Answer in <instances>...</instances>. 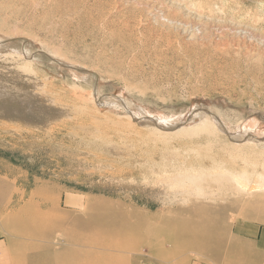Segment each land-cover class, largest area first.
Returning <instances> with one entry per match:
<instances>
[{
    "label": "rangeland",
    "instance_id": "rangeland-1",
    "mask_svg": "<svg viewBox=\"0 0 264 264\" xmlns=\"http://www.w3.org/2000/svg\"><path fill=\"white\" fill-rule=\"evenodd\" d=\"M0 44V264H264V191L214 182L264 183V0H0Z\"/></svg>",
    "mask_w": 264,
    "mask_h": 264
},
{
    "label": "bare ground",
    "instance_id": "bare-ground-1",
    "mask_svg": "<svg viewBox=\"0 0 264 264\" xmlns=\"http://www.w3.org/2000/svg\"><path fill=\"white\" fill-rule=\"evenodd\" d=\"M243 1V0H242ZM141 7V6H140ZM171 16V15H170ZM162 19V18H161ZM258 19V18H257ZM167 21V20H166ZM128 28V27H127ZM129 29V28H128ZM10 40V39H9ZM14 40H17V39H15L14 38ZM6 41V40H5ZM12 42V41H11ZM3 43H5V42H3ZM7 44V43H6ZM9 44V43H8ZM1 45V44H0ZM4 45V44H3ZM2 45V46H3ZM19 45V44H18ZM8 47V46H7ZM16 47V46H15ZM23 47V46H22ZM35 48H37V47H35ZM24 50V49H23ZM23 50H22V52H23ZM35 52V51H34ZM41 53H42V51H41ZM45 56V55H44ZM51 57V56H50ZM55 57V56H54ZM56 62V61H55ZM62 63H66V64H68L69 65V63H67L66 61L64 62V61H61ZM59 64V63H58ZM63 67V66H62ZM78 67V66H77ZM77 67H74V69L75 68H77ZM81 68V67H80ZM83 68V67H82ZM74 69H72L73 71H75ZM77 70H81V69H77ZM85 70V69H84ZM77 72V74H78V71H76ZM82 72H83V70H82ZM81 72V75L83 74ZM88 74H87V73ZM85 74H87L88 76H90L89 74H92V75H94L95 73L94 72H91V71H89V70H86L85 72H84ZM74 75H76V74H74ZM84 75V74H83ZM82 75V76H83ZM83 77H86V75L85 76H83ZM15 79V78H14ZM87 80V79H86ZM95 81V80H94ZM91 83H93V81L91 82ZM95 83V82H94ZM47 86V85H46ZM47 88V87H46ZM1 89V88H0ZM45 90V89H44ZM56 90V89H55ZM4 91V93H3V95L5 96V95H7L6 93H5V90H3ZM63 91V90H62ZM24 92V91H23ZM44 92H46V91H44ZM50 92V91H49ZM62 93V92H61ZM78 93V92H77ZM84 93V92H83ZM24 93H22V95H23ZM74 94H76V93H74ZM73 94V96H75ZM81 94V93H80ZM9 95L10 94H8V96H6L5 98H9ZM48 95V94H47ZM46 95V96H47ZM50 95V94H49ZM48 95V96H49ZM72 95V94H71ZM83 95V94H82ZM47 96V97H48ZM60 96V95H59ZM50 97V96H49ZM48 97V98H49ZM69 97H71V96H69ZM77 97V98H76ZM41 98V97H40ZM47 98V99H48ZM53 98V97H52ZM75 98L77 99V100H80L81 98H82V96L80 97L79 96V94L77 95L76 94V96H75ZM74 98V99H75ZM85 97H83V99H84ZM100 98V97H99ZM46 99V100H47ZM92 99V98H91ZM45 100V101H46ZM51 100V99H50ZM50 100H47V102L48 103H50ZM87 99H85V101H86ZM6 101V100H5ZM22 101H23V99H22ZM62 101V100H61ZM69 101V105H70V100H68ZM72 101H73V99H72ZM12 102V101H11ZM53 102H54V100H53ZM16 103V102H15ZM17 103H18V101H17ZM22 103V102H21ZM57 103V109H58V106H59V109H61V112L63 113V115H64V113L65 114H67L69 111V109L68 110H66L67 108H71L70 106H65L64 104H63V102H56ZM75 103V102H74ZM73 103V104H74ZM89 103V102H88ZM116 104V103H121L122 104V101H121V99L120 98H117V97H111V98H108V99H106L105 100V102L103 103L104 105L105 104H108V105H111V104ZM9 104V103H8ZM13 105V104H12ZM45 105H47V104H45ZM49 105V104H48ZM47 105V106H48ZM76 105V104H75ZM88 105V104H87ZM9 106H10V104H9ZM8 106V107H9ZM56 106V105H55ZM72 106V105H71ZM74 106V105H73ZM78 106V105H77ZM13 107V106H12ZM50 107H54V106H51L50 105ZM49 107V108H50ZM10 108V107H9ZM73 108H75V107H72V110H74L73 111V115H74V113H78V115H79V112L82 110L80 107V111H79V109L78 108H76L77 110H78V112H75V111H77V110H75V109H73ZM84 108V107H83ZM134 108V107H133ZM142 108V107H141ZM7 110H8V108H6ZM23 109V108H22ZM59 109L57 110V111H59ZM65 109V110H64ZM45 110V109H44ZM72 110H70L71 112H72ZM145 110V111H144ZM148 109H140V111L138 112V114H136V112H133L134 113V115L136 116V117H138V118H140L141 119V117H144V118H142V120H147V122H150V123H153V124H155V123H157L158 125H160V126H162L163 124H168L169 125V127H172V126H176L177 124H179L180 122H181V119L180 118H178V120H173V119H167V118H165V117H162V116H155L154 117V114L152 113H150L149 111H147ZM46 111H48L47 109H46ZM45 111V112H46ZM66 111H68L67 113H66ZM83 112H84V110H82ZM85 111H86V109H85ZM55 112V111H54ZM60 112V113H61ZM88 112V111H87ZM86 112V113H87ZM140 112H143L144 113V115L143 116H141V115H139V113ZM40 113V112H39ZM42 113V112H41ZM44 113V112H43ZM88 113H90V112H88ZM92 113V112H91ZM90 113V114H91ZM55 114V113H54ZM72 114V113H71ZM203 114V113H202ZM18 116V115H17ZM134 116V117H135ZM67 118V117H66ZM70 118H72V117H70ZM80 118V117H79ZM215 118H216V121H219V120H217L218 118L215 116ZM69 119V118H68ZM77 119V118H76ZM64 120H66V119H64ZM72 120V119H71ZM132 120H136V119H132ZM206 121V120H205ZM253 121V120H252ZM261 121V120H260ZM255 122V121H254ZM259 122V121H258ZM220 123V122H219ZM61 124V123H60ZM217 124H218V122H217ZM222 124V123H221ZM259 124V123H258ZM257 124V125H258ZM264 124V123H263ZM262 124V125H263ZM216 125V124H215ZM256 125V124H255ZM224 126V125H223ZM239 126V125H238ZM248 126V125H247ZM261 126V125H260ZM165 127V126H164ZM257 127V126H256ZM256 127H254L253 129L255 130V128ZM264 127V126H263ZM111 128V127H110ZM216 128V126L213 128V129H215ZM212 129V130H213ZM226 129V128H225ZM229 130V129H228ZM238 130H240V129H238ZM259 130V129H258ZM232 132V131H231ZM243 132V131H242ZM242 132H240V134H242ZM249 132V131H248ZM263 132V131H262ZM235 133V132H234ZM233 132H232V134H234ZM246 133H247V130H246ZM246 133H243L244 135L246 134ZM259 133V132H258ZM238 134V133H237ZM242 134V135H243ZM261 134V133H260ZM263 134V133H262ZM239 135V134H238ZM247 135V134H246ZM257 135V134H256ZM256 135H253L252 136V139L251 140H255L256 142L258 141V142H261V140L264 138L263 136H260V137H256ZM255 136V137H254ZM238 138L240 137V136H237ZM251 137V136H250ZM236 140V139H235ZM242 141V140H241ZM249 143H251V142H249ZM256 144V143H255ZM261 166H263V164H261ZM208 170V168H204V170ZM210 170H213V172H215L216 173V170H218V169H214V168H209ZM206 170V171H207ZM214 175V174H213ZM207 176H209V177H211V174H207ZM213 177V176H212ZM258 177V176H257ZM183 178H185L184 179V181H190V183H189V186H187V188H185V189H183L182 188V190L187 194H189V195H200L201 193H202V190H201V188L199 187V186H197V184H196V182H195V179L193 178V177H190V176H184ZM251 178V177H250ZM259 179V178H258ZM211 181V180H210ZM216 181L220 184V185H222L223 183L224 184H230L231 186H232V189L233 190H235V194H240L244 189L245 190H247V192H261L262 190L264 191V183L262 182V181H253V183H251V182H248L247 180H246V178H245V174H244V176L243 175H239L238 173L237 174H235V173H228V175H224V176H221V177H217L216 176V178L214 179V182L216 183ZM177 182H179V181H177ZM188 183H183V187H185L186 185H188ZM174 188V187H173ZM178 191V190H177ZM4 212V211H3ZM116 230V229H115ZM179 232H182V234L185 236V237H188V236H201L200 234H196V232H194V231H192L193 232V234H192V232H186L185 233V230H184V228L183 229H181ZM115 233H117L116 231H115ZM207 233V232H206ZM205 233V234H206ZM187 234H189V235H187ZM210 234V233H209ZM209 234H208V236H206L204 239H203V241H201L200 243H203L205 240H209V238H210V236H209ZM196 241V240H195ZM194 241V242H195ZM195 245H197V244H193V245H190L189 247H191V248H195V247H197V246H195Z\"/></svg>",
    "mask_w": 264,
    "mask_h": 264
},
{
    "label": "crops",
    "instance_id": "crops-1",
    "mask_svg": "<svg viewBox=\"0 0 264 264\" xmlns=\"http://www.w3.org/2000/svg\"><path fill=\"white\" fill-rule=\"evenodd\" d=\"M240 234L235 233V236L241 242V244L246 246V249L249 251L248 256L255 257V259L260 258V254L258 252L259 249L264 248V228L262 229H253L247 228V232L242 231L241 228L238 229ZM261 253V252H260ZM262 255V253H261ZM63 253L60 251H56L53 246L44 245L39 248L37 251H34L31 264H64L63 261ZM245 257L244 249L242 250V256ZM71 260V258H69ZM255 260H253L254 262ZM66 264V263H65ZM155 264V263H149ZM257 264V262H255Z\"/></svg>",
    "mask_w": 264,
    "mask_h": 264
}]
</instances>
